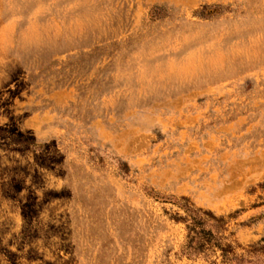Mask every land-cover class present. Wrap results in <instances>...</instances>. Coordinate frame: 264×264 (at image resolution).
<instances>
[{"label": "rangeland", "instance_id": "1", "mask_svg": "<svg viewBox=\"0 0 264 264\" xmlns=\"http://www.w3.org/2000/svg\"><path fill=\"white\" fill-rule=\"evenodd\" d=\"M0 264H264V0H0Z\"/></svg>", "mask_w": 264, "mask_h": 264}]
</instances>
